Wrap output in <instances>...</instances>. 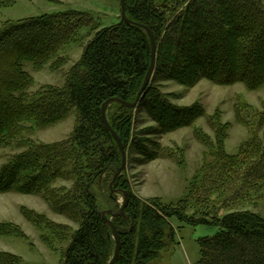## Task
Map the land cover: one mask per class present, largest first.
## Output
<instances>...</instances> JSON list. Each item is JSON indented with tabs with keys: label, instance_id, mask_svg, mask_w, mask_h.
Listing matches in <instances>:
<instances>
[{
	"label": "trees",
	"instance_id": "1",
	"mask_svg": "<svg viewBox=\"0 0 264 264\" xmlns=\"http://www.w3.org/2000/svg\"><path fill=\"white\" fill-rule=\"evenodd\" d=\"M14 3L0 0V7ZM126 8L132 22L120 18L109 26H102L89 11L77 9L7 20L0 26V149L15 143L24 146L0 167V193L39 194L55 213L79 223L70 232L68 224L21 207L35 226L50 231L51 235L42 233L50 247L55 245L54 238L68 241L61 264H109L115 254L113 231L92 187L107 190L111 203L121 207L110 185L122 154L106 128L102 107L114 97L134 101L142 86L151 59V39L138 23L154 34L156 68L135 108L119 102L107 108L108 121L126 151L133 144L145 159L154 160L159 153L147 147L145 141L149 140L144 135L190 127L205 115L198 101L175 103L176 94L163 91L162 81L187 87L202 79L218 85L243 83L250 90L264 86V0H126ZM84 28L94 34L67 70L65 83L29 92L35 80L25 62L36 70L47 64L52 69L63 67L69 58L61 50L78 41ZM139 107L154 122L140 132L145 138L134 133V110ZM72 111L75 123L66 138L54 142L23 138L26 132L56 125ZM247 113L249 116L239 114V119L250 125L251 135L237 155L224 151L227 124L218 122L217 148L210 147L217 165L216 171H210L214 176L211 184L227 206L264 199V108ZM195 135L209 143L201 129ZM58 179L72 185L55 186ZM113 188L126 190L129 198L124 214L112 218L121 240L115 264H150L169 252L178 244L173 218L193 226L217 227L215 234L198 239L200 257L195 264H264L261 214L232 209L222 216L208 211L191 215L187 200L166 203L157 196L140 197L124 173ZM209 189L210 185L203 197ZM0 235L28 237L20 225L9 221H0ZM21 263V256L0 251V264Z\"/></svg>",
	"mask_w": 264,
	"mask_h": 264
},
{
	"label": "rangeland",
	"instance_id": "2",
	"mask_svg": "<svg viewBox=\"0 0 264 264\" xmlns=\"http://www.w3.org/2000/svg\"><path fill=\"white\" fill-rule=\"evenodd\" d=\"M163 4L165 1L162 2ZM66 9L89 11L102 26H109L121 18L120 0H15L10 7H0V26L7 20H19L45 13H55ZM89 28L82 29L78 41L65 46L60 54L67 56L69 62L61 68L52 69L47 64L40 70L33 68L30 62H25V69L34 77V84L29 92L34 93L44 85L62 86L69 67L76 62L82 53V46L93 36ZM162 90L175 93L174 102L179 105H191L198 101L205 108V115L190 126L177 131L158 135L146 134L145 141L150 150H157L159 157L148 160L132 144L126 151L127 166L123 172L129 180L132 190L142 198L160 197L166 203H177L187 200L188 213L201 216L205 211L218 213L219 216L232 209H249L264 217V199L247 200L238 204L224 205L221 192L215 191L211 180V168L216 171L214 155L210 147L217 148L216 127L227 124L223 141L224 151L228 155H237L242 144L250 138V125L239 119V114L247 110H262L264 108V86L250 90L243 83L233 85H218L210 80L202 79L195 86L187 87L174 81H162ZM136 137L141 131L154 126L145 109L134 110ZM249 116V115H248ZM76 113L70 115L56 125L47 128H37L23 134V138L43 142H54L66 138L73 129ZM250 119V117H249ZM201 129L209 137L206 144L195 135V130ZM261 135L263 131H260ZM146 140V139H143ZM156 143L159 145L157 146ZM24 146L17 143L0 149V167L15 153L23 150ZM55 186L72 185L71 181L58 179ZM207 197L202 196L204 189ZM96 194L101 210L118 209L109 199L107 190L98 185L92 187ZM112 192H110L111 194ZM120 206L123 204L122 192L115 194ZM27 207L37 212L45 213L52 220L68 224L71 231L79 226L77 221L55 213L50 205L39 194H24L19 192L0 193V221L18 224L27 234V238L0 235V251H9L22 257L21 264H61L62 252L68 241L54 238V247H50L42 237L45 232L29 221L21 207ZM177 234L176 244L169 252H164L159 259L150 264H195L200 257L198 239L205 235H213L217 227L209 225H189L172 219ZM50 234L46 231L45 234ZM51 235V234H50ZM52 238V237H51Z\"/></svg>",
	"mask_w": 264,
	"mask_h": 264
},
{
	"label": "water",
	"instance_id": "3",
	"mask_svg": "<svg viewBox=\"0 0 264 264\" xmlns=\"http://www.w3.org/2000/svg\"><path fill=\"white\" fill-rule=\"evenodd\" d=\"M120 4H121V18L122 20H125L127 22H132L128 17H127V8H126V0H120ZM137 24V23H136ZM138 25H142L145 27V29L148 31L150 38H151V59H150V63H149V67L148 70L146 72V75L144 77L142 86L140 88V90L137 93V96L135 98L134 101L129 102L126 100H122L121 98H110L109 100H107L102 107V117L103 120L105 122L106 128L112 133V135L114 136L115 140L117 141L118 145H119V149L121 151L122 154V162L121 165L119 166V168L117 169L113 181L111 183V190L114 193H119L122 192L124 195V201L123 204L121 205V207L115 211L113 209H108V210H104L102 211V215L104 220L106 221V223L111 227L114 237H115V241H116V248H115V254L114 257L112 259V261L109 264H115L117 261V258L120 254V250H121V240H120V235L118 233L117 227L114 224L112 218L113 217H117L120 215H123L125 212V207L128 203V192L126 190H116L113 188V183L114 181L126 170V166H127V154H126V149L125 146L123 145V142L121 140V138L118 136V134L116 133V131L112 128V126L110 125L108 118H107V108L108 106L112 103V102H119L122 105L129 107V108H135L139 101L140 98L142 96V94L144 93V91L146 90L147 86L149 85L152 75L154 73V70L156 68V58H157V42L156 39L154 37L153 32L150 30V28L146 25L143 24H139Z\"/></svg>",
	"mask_w": 264,
	"mask_h": 264
},
{
	"label": "bare ground",
	"instance_id": "4",
	"mask_svg": "<svg viewBox=\"0 0 264 264\" xmlns=\"http://www.w3.org/2000/svg\"><path fill=\"white\" fill-rule=\"evenodd\" d=\"M150 36V35H149ZM151 39V38H150Z\"/></svg>",
	"mask_w": 264,
	"mask_h": 264
}]
</instances>
